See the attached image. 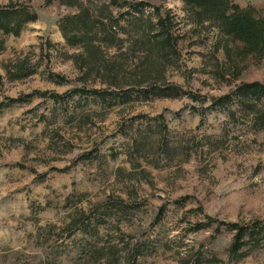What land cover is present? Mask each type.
<instances>
[{
	"label": "rangeland",
	"instance_id": "374dc122",
	"mask_svg": "<svg viewBox=\"0 0 264 264\" xmlns=\"http://www.w3.org/2000/svg\"><path fill=\"white\" fill-rule=\"evenodd\" d=\"M9 1L31 4L38 19L20 36L0 33V102L24 96L0 108V264H264V243L239 261H218L214 251L224 254L231 236L223 232L214 251H199L209 230L189 231L208 215L264 221V131L210 102L234 85L213 75L224 59L217 31L192 26L182 0H153L175 16L180 37L168 82L204 101L182 93L126 102L114 97L117 88L95 83L114 98L56 102L36 92L64 94L82 75L72 58L79 48L59 28L76 8L57 0L0 4ZM234 1L264 10V0ZM23 59L34 73L10 78L6 66ZM241 80L263 81L264 62ZM119 196L127 211L113 204Z\"/></svg>",
	"mask_w": 264,
	"mask_h": 264
},
{
	"label": "trees",
	"instance_id": "16d2710c",
	"mask_svg": "<svg viewBox=\"0 0 264 264\" xmlns=\"http://www.w3.org/2000/svg\"><path fill=\"white\" fill-rule=\"evenodd\" d=\"M182 1L192 26L217 31V47L223 50L224 59H218L213 75L229 84L234 83L227 92L210 96L212 107L227 111L228 116L234 119L236 115L244 117L256 130L264 131V80L238 81L249 67L264 62V10L252 4L242 6L234 0ZM57 2L76 8L75 12L59 20V28L66 44L79 48L72 58L82 75L75 79L76 85L64 94L46 90L36 92L40 96L67 102L77 95L102 98L113 95L108 87L96 88L94 84L98 83L120 90L114 97L126 102L139 95L159 97L182 93L190 94L194 100L206 99L195 93L181 92L178 84L167 80L166 66L181 59L180 37L175 28L177 22L169 10H164L153 0ZM147 8L153 9L152 12L145 14ZM37 19V11L27 2L0 4V33L4 36H20L25 25ZM122 20L127 25L121 24ZM4 50L5 39L1 38L0 53ZM6 69L10 78L14 79H23L34 73V68H29L24 59L15 62L12 68L6 66ZM21 100L24 96L9 97L0 102V108ZM135 141L138 147L143 144L139 138ZM113 204L123 211L131 208L128 201L120 196ZM103 206L107 207V204L100 205ZM160 208L158 216H162L165 210L164 205ZM263 222L260 219L249 223L222 221L208 215L206 221H195L189 231L209 230L199 251L206 247L213 250L216 241L223 232H227L231 237L223 248L224 254L219 255L213 250L215 257L222 261L226 255L239 261L250 254V249L264 243ZM189 257L191 255L187 254L182 260H189Z\"/></svg>",
	"mask_w": 264,
	"mask_h": 264
}]
</instances>
